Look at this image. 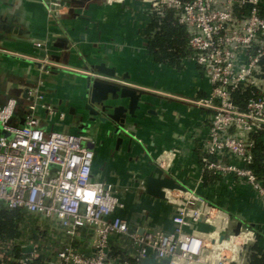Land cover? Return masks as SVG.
Returning a JSON list of instances; mask_svg holds the SVG:
<instances>
[{"label": "built area", "instance_id": "built-area-1", "mask_svg": "<svg viewBox=\"0 0 264 264\" xmlns=\"http://www.w3.org/2000/svg\"><path fill=\"white\" fill-rule=\"evenodd\" d=\"M42 1L51 19L70 8L65 0ZM138 1L149 18L174 13L188 35L190 58L210 85L209 95L196 101L212 112L207 134L199 142L202 170L237 179L264 207V178L251 167L257 143L264 146V0ZM36 47L46 49L43 43ZM39 62L49 73L51 64L46 59ZM247 89L251 96L241 109L233 95ZM32 93L36 101L43 100L38 88ZM16 107L14 98L0 106V202L53 224L52 232L61 234L64 247L51 264H143L151 258L166 264H247L244 254L259 241L258 232L243 222L240 233L233 234L237 220L232 214L194 190L170 192L166 201L174 207L170 232L149 225L131 228L119 215L125 205L115 186L93 179L94 152L86 147L89 136L46 132L34 105L25 124L15 126L11 119ZM175 152L162 153L156 165L168 169ZM85 230L91 242L76 249L73 243ZM118 241L130 245L128 256L112 257Z\"/></svg>", "mask_w": 264, "mask_h": 264}, {"label": "crops", "instance_id": "crops-1", "mask_svg": "<svg viewBox=\"0 0 264 264\" xmlns=\"http://www.w3.org/2000/svg\"><path fill=\"white\" fill-rule=\"evenodd\" d=\"M46 8L42 0H0V106L11 98L17 101L11 124L20 126L34 105L46 132L80 134L76 115L84 95L85 69L98 63L115 67L118 76L128 75L147 93L137 118L127 127L128 135L87 134L94 152L93 179L115 186L125 205L119 215L129 220L131 228L173 229L174 207L145 194L140 183L162 153L176 150L165 173L237 221L252 225L264 251V207L253 199L250 188L237 179H222L202 170L199 142L207 134L212 112L196 101L211 90L190 56L180 68L155 59L144 34L150 18L138 0L113 4L92 0L77 7L74 14L56 19L48 16ZM58 37L70 40L69 50L52 47L60 42ZM36 43L46 45V57H59L48 65L49 73L44 71L47 65L39 62L44 49ZM36 88L42 101L30 99ZM25 89L30 91L28 98L23 97ZM118 137L122 138L119 144ZM90 236L85 230L74 243L84 249ZM129 246L115 242L112 257L128 256ZM163 262L151 258L146 264Z\"/></svg>", "mask_w": 264, "mask_h": 264}, {"label": "trees", "instance_id": "trees-1", "mask_svg": "<svg viewBox=\"0 0 264 264\" xmlns=\"http://www.w3.org/2000/svg\"><path fill=\"white\" fill-rule=\"evenodd\" d=\"M261 14L264 16V8L261 9ZM144 34L148 39L150 52L159 62L180 68L182 62L191 54L185 28L177 23L172 11H167L164 16L150 18ZM233 96L236 104L242 109L251 95L247 89L236 91ZM251 167L264 178V146L259 142ZM51 226L52 223L37 215L28 214L24 209H9L0 202V264H21L19 260L25 258L28 260L24 264L53 263L64 244L61 242V234H50ZM258 242L247 248V264H264V251L258 246ZM28 243L35 245V256L22 252V246ZM73 246L80 249L76 243H73ZM126 254H120L119 257ZM146 263L147 260L143 262ZM163 263L166 264L165 261Z\"/></svg>", "mask_w": 264, "mask_h": 264}, {"label": "water", "instance_id": "water-1", "mask_svg": "<svg viewBox=\"0 0 264 264\" xmlns=\"http://www.w3.org/2000/svg\"><path fill=\"white\" fill-rule=\"evenodd\" d=\"M69 5V14H74V10L82 8L92 0H65ZM58 43L52 44V47L62 50H69L71 42L64 37H58ZM41 59L53 63L59 57L56 55L47 56L44 50L40 54ZM87 75H84V95L81 98L80 111L76 115L78 128L84 134H98L111 132L116 135L124 133L129 134L127 127L132 119L137 118V111L141 109L145 91L140 89L141 84L133 82L128 75L118 76L115 67H108L105 63L91 64L89 69H85ZM29 89L24 90L23 97H29ZM31 101L34 98H30ZM30 114V111H26ZM26 118H22L20 126L25 124ZM6 137L8 133L3 132ZM89 136V135H88ZM90 138V137H89ZM122 138L118 137L117 143H121ZM88 149H92L90 141L86 143ZM143 192L156 199L168 201L170 192L174 190L185 191L186 188L178 183L173 177L167 175L163 169L156 166L153 171L143 178L140 183ZM242 221H237L233 228V234L238 235L242 226ZM140 233H142L140 231ZM223 237H221V240ZM24 254H34L35 245L28 243L22 246Z\"/></svg>", "mask_w": 264, "mask_h": 264}, {"label": "rangeland", "instance_id": "rangeland-1", "mask_svg": "<svg viewBox=\"0 0 264 264\" xmlns=\"http://www.w3.org/2000/svg\"><path fill=\"white\" fill-rule=\"evenodd\" d=\"M53 230L50 228V230H49V232H50V234H52V235H54L56 232H52ZM50 236V235H49ZM62 242V241H61ZM247 250V249H246ZM248 252V251H247ZM246 252V253H247ZM246 253L244 254V256H246Z\"/></svg>", "mask_w": 264, "mask_h": 264}, {"label": "flooded vegetation", "instance_id": "flooded-vegetation-1", "mask_svg": "<svg viewBox=\"0 0 264 264\" xmlns=\"http://www.w3.org/2000/svg\"><path fill=\"white\" fill-rule=\"evenodd\" d=\"M80 133H82L81 131H80ZM82 134H84V133H82ZM86 135V134H85ZM88 136V135H87ZM90 150H92L93 151V149H90Z\"/></svg>", "mask_w": 264, "mask_h": 264}]
</instances>
